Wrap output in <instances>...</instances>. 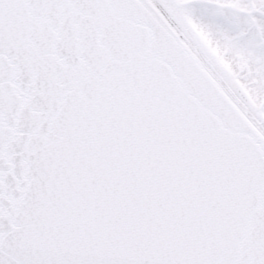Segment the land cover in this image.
Here are the masks:
<instances>
[{"label":"snow or ice","instance_id":"obj_1","mask_svg":"<svg viewBox=\"0 0 264 264\" xmlns=\"http://www.w3.org/2000/svg\"><path fill=\"white\" fill-rule=\"evenodd\" d=\"M0 264H264V0H0Z\"/></svg>","mask_w":264,"mask_h":264}]
</instances>
